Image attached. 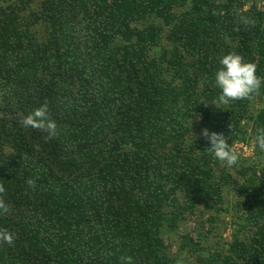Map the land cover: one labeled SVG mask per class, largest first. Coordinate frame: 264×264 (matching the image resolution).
Here are the masks:
<instances>
[{
    "label": "trees",
    "instance_id": "obj_1",
    "mask_svg": "<svg viewBox=\"0 0 264 264\" xmlns=\"http://www.w3.org/2000/svg\"><path fill=\"white\" fill-rule=\"evenodd\" d=\"M249 1L0 0V230L14 233L0 264H178L168 242L186 216L213 227L233 191L227 247L186 234L177 251L264 264V155L227 167L201 135L232 150L243 122L264 132V109L250 113L264 103V10ZM230 52L262 83L214 106ZM42 104L50 138L21 123Z\"/></svg>",
    "mask_w": 264,
    "mask_h": 264
},
{
    "label": "clouds",
    "instance_id": "obj_2",
    "mask_svg": "<svg viewBox=\"0 0 264 264\" xmlns=\"http://www.w3.org/2000/svg\"><path fill=\"white\" fill-rule=\"evenodd\" d=\"M219 66L213 73V84L218 89V94L212 105L227 104L230 101L250 98L260 88L262 79L256 73V65L246 62L236 53H227L220 57ZM24 127L42 128L48 133L49 138L55 134L56 124L49 119L48 108L42 104L31 113L25 115L21 121ZM192 134V133H191ZM201 135L207 139L212 155L227 167L236 165L238 154L229 148L227 138L220 133L201 130ZM255 146L258 152L264 155V132L257 131ZM0 239L11 243L14 233L0 230ZM129 259V258H125Z\"/></svg>",
    "mask_w": 264,
    "mask_h": 264
},
{
    "label": "rangeland",
    "instance_id": "obj_3",
    "mask_svg": "<svg viewBox=\"0 0 264 264\" xmlns=\"http://www.w3.org/2000/svg\"><path fill=\"white\" fill-rule=\"evenodd\" d=\"M255 7L257 10H264V0H250L245 4L244 10H248L251 7ZM264 109V103H254L250 113L256 114L259 110ZM243 127L246 130L247 136L245 140L235 141L232 150L238 154V160L240 164L247 165V163H254L257 161V152L255 146V139L251 137V124L246 121L243 122ZM235 176V180L239 182V178L236 173L232 171ZM235 192H226L224 194L225 205L224 207L227 211H224L220 214L219 217H216L215 225L213 227H208L206 223L203 225L196 226L195 218L186 216L185 222L178 229L177 233L174 236V240L170 243L169 253L173 257L178 258V264H194V259L192 257L186 256L183 253L177 251L180 238L186 234H189L193 240H197L202 244V247L209 251L212 249L225 248L227 244L232 241V237L235 229L237 228L236 223L232 220V204L234 203L236 196ZM203 212L202 219L208 218V215H212L211 211L205 209L200 210ZM198 211L197 213H199ZM212 230V233L208 236L206 235L209 231ZM201 236V237H199Z\"/></svg>",
    "mask_w": 264,
    "mask_h": 264
}]
</instances>
